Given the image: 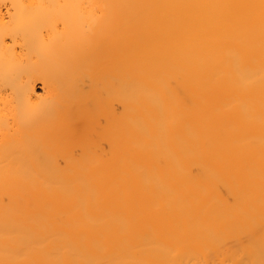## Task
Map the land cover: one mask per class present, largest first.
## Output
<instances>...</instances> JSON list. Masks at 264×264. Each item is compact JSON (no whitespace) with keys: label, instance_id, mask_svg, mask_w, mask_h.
I'll return each mask as SVG.
<instances>
[{"label":"bare ground","instance_id":"6f19581e","mask_svg":"<svg viewBox=\"0 0 264 264\" xmlns=\"http://www.w3.org/2000/svg\"><path fill=\"white\" fill-rule=\"evenodd\" d=\"M0 264H264V0H0Z\"/></svg>","mask_w":264,"mask_h":264}]
</instances>
